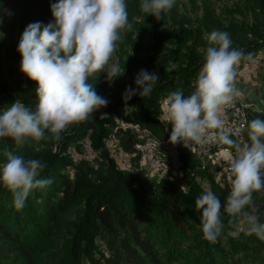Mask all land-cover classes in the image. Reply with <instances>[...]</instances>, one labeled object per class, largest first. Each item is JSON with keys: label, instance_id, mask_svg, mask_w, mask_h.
Wrapping results in <instances>:
<instances>
[{"label": "clouds", "instance_id": "obj_1", "mask_svg": "<svg viewBox=\"0 0 264 264\" xmlns=\"http://www.w3.org/2000/svg\"><path fill=\"white\" fill-rule=\"evenodd\" d=\"M174 4L175 0H141L140 10L162 20ZM50 11L53 20L28 24L16 49L21 57L20 71L36 84L35 106L15 99L0 109V139H10L16 149L44 139L59 141L70 125L92 118L109 101L98 95L90 81L101 72L109 81L124 72L112 57L117 42L133 28L126 0H57ZM204 39L207 47L194 90L187 96L182 91L171 92L164 101L161 122L171 125L168 142L173 145L203 147L222 142L235 149L227 160L230 190L225 201L221 203L210 189L195 200L203 238L217 241L224 229L223 211L230 218L234 238L243 233L264 241V223L259 222L252 200L253 192L264 189V119L248 123L250 143H245L222 118L224 108L237 95L236 69L245 53L232 46L227 31L213 30ZM158 80L155 72L141 69L135 87L125 89L123 100L149 96ZM3 155L6 160L0 162V185L12 194L13 205L19 210L33 190L46 188L52 180L39 178L46 167L40 159H25L7 149ZM249 206L252 211H245Z\"/></svg>", "mask_w": 264, "mask_h": 264}, {"label": "trees", "instance_id": "obj_2", "mask_svg": "<svg viewBox=\"0 0 264 264\" xmlns=\"http://www.w3.org/2000/svg\"><path fill=\"white\" fill-rule=\"evenodd\" d=\"M16 1L31 2L36 15L44 21L52 19L50 5L57 2ZM246 1L264 7V0ZM139 2L126 0L129 14L135 11ZM233 47L242 49L246 57L264 47V34ZM202 56L189 61L175 77L158 80L149 96L134 95L126 103L123 97L109 101L92 118L74 124L61 133L60 143L54 151H45L40 155L30 151L23 154L25 159L44 162L46 167L39 178L51 179L52 183L44 189L33 190L19 210L13 205L12 194L0 186V264H42L39 251L50 233L51 224L57 219L58 212L78 193H84V211L65 246L71 264H78L80 241L86 229L99 225L115 234L120 264H164L163 254L172 264H261L251 257L230 260L227 245L217 241L210 243L203 238L201 213L195 209V199L210 189L223 203L230 186L227 182L214 180L209 164L203 168L199 166V169V162L187 147L180 146L184 162L182 168L196 167L199 169L197 171L207 175V189H201L192 176H188L190 195L182 193L176 183L164 180L162 185L165 184V188L158 196L148 189L152 176L149 177L143 169L116 167L104 158L106 150L102 142L109 135L116 137L124 149L131 148L133 133L125 123L129 117L134 123L147 126L158 137L168 139L170 132L167 134L163 131L150 103L163 93L194 83ZM2 60L0 57V64ZM243 60L237 69L242 67ZM235 88L255 104L247 110L249 119H264V68L252 90L239 81H235ZM102 113H107V116L101 117ZM112 113H116L120 120L115 119ZM121 120H124V124ZM84 138L89 139L100 152L96 165L80 154ZM245 138L248 141L247 133ZM70 145L77 150L76 153L70 151ZM252 200L259 222L264 223V189L253 192ZM245 211L251 212V206ZM229 219L222 211L224 225L231 226Z\"/></svg>", "mask_w": 264, "mask_h": 264}, {"label": "rangeland", "instance_id": "obj_3", "mask_svg": "<svg viewBox=\"0 0 264 264\" xmlns=\"http://www.w3.org/2000/svg\"><path fill=\"white\" fill-rule=\"evenodd\" d=\"M140 4L141 0L135 11L129 14L132 30L125 33L123 39L117 42V50L112 57L113 62L118 61L120 66L124 67L123 74L109 81L106 74L101 72L95 80L90 81L98 95L108 101L122 98L127 87H135L134 79L141 69L155 72L159 80L175 77L189 61L196 60L203 54L207 47L204 37L213 30L227 31L232 46L254 40L264 34V7H258L246 0H175L172 9L163 14L162 20H156L150 14H143ZM52 20L53 17L49 21L39 18L34 11V5L29 1L0 0V32L3 33L0 37V57L3 58L0 64V109L9 106L15 99H20L27 106H35L36 84L20 71L21 57L16 49L19 38L28 24L40 22L43 25ZM263 68L264 47H261L244 57L242 67L236 69L235 81L252 90ZM193 85L194 83H189L186 88H177L171 92L182 91L187 96L194 90ZM236 89L237 94L242 93L240 89ZM171 92L163 93L150 103L159 124L167 134L171 130V125L162 123L160 115L164 101ZM112 114L115 119H119L116 113ZM126 120L125 123H134L130 117ZM111 141L110 137L103 138L102 143L106 150L104 158L117 167L114 156L110 155V150L107 149L108 146H114ZM59 143L60 141L55 139H44L16 149L10 139L0 140V162L6 160L3 155L6 149L22 156L29 151L40 155L45 151H54ZM178 145L183 147L181 144ZM69 149L73 153L77 151L71 145ZM80 154L96 165L100 152L88 139V146L81 149ZM199 169L185 167L174 171L170 176H152L148 189L159 196L163 187L165 188V184L162 185L165 183L164 180H169L176 183L182 193L187 192V195H190V186L187 184L190 175L201 189H207L205 184L207 175L197 171ZM211 172L213 175L214 171ZM83 211L84 193H78L58 212L57 219L51 224L50 233L47 234L39 251L42 264L72 263L65 246ZM231 231H233L231 226L224 225L217 239V242L228 246L230 260L251 257L264 264V243L255 235L246 236L241 233L239 237L234 238L230 235ZM118 255L115 234L101 225L86 229L80 241L78 264H120L117 260ZM163 257L164 264H172L164 254Z\"/></svg>", "mask_w": 264, "mask_h": 264}, {"label": "built area", "instance_id": "obj_4", "mask_svg": "<svg viewBox=\"0 0 264 264\" xmlns=\"http://www.w3.org/2000/svg\"><path fill=\"white\" fill-rule=\"evenodd\" d=\"M255 104L238 93L234 102L224 108L223 119L226 127L238 132L239 139L247 143L245 135L247 125L251 121L247 110ZM162 112L160 115L161 120ZM133 133V142L130 149H124L116 137L112 138L114 146H108L109 154L114 156L120 168H141L149 176H170L174 171L181 170L184 165L181 158V149L178 144L173 145L166 138H159L145 125L138 123H126ZM234 139L237 137L234 136ZM83 148L88 146V139L84 138ZM198 160L199 166L203 168L209 164L214 171V180L218 183H228L227 160L233 156L235 149L222 142L207 146L191 144L187 147Z\"/></svg>", "mask_w": 264, "mask_h": 264}]
</instances>
